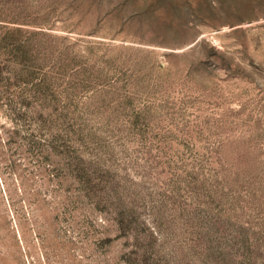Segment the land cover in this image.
<instances>
[{"label":"rangeland","instance_id":"obj_1","mask_svg":"<svg viewBox=\"0 0 264 264\" xmlns=\"http://www.w3.org/2000/svg\"><path fill=\"white\" fill-rule=\"evenodd\" d=\"M0 264H264V0H0Z\"/></svg>","mask_w":264,"mask_h":264}]
</instances>
